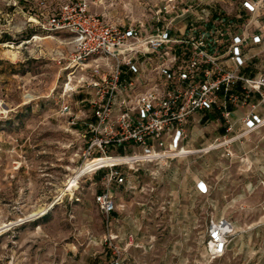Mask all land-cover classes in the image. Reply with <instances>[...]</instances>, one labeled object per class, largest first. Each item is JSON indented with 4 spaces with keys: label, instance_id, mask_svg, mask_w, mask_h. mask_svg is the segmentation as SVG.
I'll return each mask as SVG.
<instances>
[{
    "label": "rangeland",
    "instance_id": "rangeland-1",
    "mask_svg": "<svg viewBox=\"0 0 264 264\" xmlns=\"http://www.w3.org/2000/svg\"><path fill=\"white\" fill-rule=\"evenodd\" d=\"M173 1L181 8L188 2L0 0V264H264L259 168L246 171L236 163L224 173L220 164L229 159L213 150L172 161L159 180L141 171L135 189L113 183L126 206L114 213L112 225L95 200L102 174L76 177L84 142L57 115L63 83L54 59L67 52L70 34L52 30L49 20L66 3L86 2L111 22L144 23L153 31L175 17L171 11L157 15ZM190 18L175 17L172 27L188 29ZM191 129L192 148L211 142L203 143L199 132L191 141ZM255 160L264 165L263 156ZM200 178L210 181L206 195L196 189ZM221 217L235 223L236 233L227 253L212 260L207 224Z\"/></svg>",
    "mask_w": 264,
    "mask_h": 264
},
{
    "label": "built area",
    "instance_id": "built-area-1",
    "mask_svg": "<svg viewBox=\"0 0 264 264\" xmlns=\"http://www.w3.org/2000/svg\"><path fill=\"white\" fill-rule=\"evenodd\" d=\"M221 1L226 3L215 7L209 1L188 0L183 8L173 1L158 9V17L164 11L191 17L184 30H174L175 17L167 27L153 31L145 30L144 23L116 24L92 13L86 2L66 3L49 20L52 30L70 34L67 52L54 58L63 83L57 115L65 117L68 129L84 142L85 161L76 174L78 180L102 173L103 189L95 200L108 225L126 206L118 201L114 182L135 189L141 171L159 180L172 161L199 152L224 149L234 157L232 144L264 125V117L256 113L264 105V72L242 74L254 56L249 49L264 47V0ZM238 81L244 85L243 103L256 92L260 100L251 105L245 128L233 134L228 105L240 101L231 92ZM75 94L81 98L74 99ZM214 107L222 110L226 134L205 147L192 148L191 117ZM104 158L110 162L95 161ZM126 169L132 171L131 177ZM259 184L264 188V176ZM197 190L206 195L210 186L200 180ZM207 225L209 257L219 259L228 251L235 223L221 217Z\"/></svg>",
    "mask_w": 264,
    "mask_h": 264
},
{
    "label": "crops",
    "instance_id": "crops-1",
    "mask_svg": "<svg viewBox=\"0 0 264 264\" xmlns=\"http://www.w3.org/2000/svg\"><path fill=\"white\" fill-rule=\"evenodd\" d=\"M249 55H254L251 59H249L248 63L242 70V74L247 76H255L259 72H264V47L254 46L249 49ZM232 93L239 95V103H229L228 109L231 111L232 121L234 123V133L241 132L244 128V119L251 109V105L259 102L260 95L259 93H254L252 98L249 100V103L244 102V85L242 81H238L231 90ZM224 91L220 92V96H223ZM191 117L188 126H192L190 133L193 138L191 141L195 142V136L199 132L200 140L203 143L210 142L214 140L216 137H221L226 134V123L225 118L223 116L222 110L214 107L213 109L201 110L198 111ZM256 113L259 114L260 117H264V105L258 107L256 109ZM198 123H201V129L198 128ZM197 132V133H196ZM189 146H191L188 143ZM232 150L234 151V157H228L225 154V150L221 149V157L225 160L227 157L229 162H223L220 164L219 168H222L226 173V170L234 168V164L238 163L235 166L240 168L244 167L246 171L252 170L251 168H259L264 173V165H260L256 163V157H264V125L251 133L239 138L232 144ZM241 157L245 159V161H241ZM99 172L94 176L101 175ZM101 179V178H100ZM200 180L207 183L210 186V181L208 178H200ZM199 180V181H200ZM251 184V183H250ZM248 184V185H250ZM117 187H121L117 185ZM115 187V191H116ZM197 189V184H196ZM198 191V190H197ZM116 193V192H115ZM118 199V197H117Z\"/></svg>",
    "mask_w": 264,
    "mask_h": 264
},
{
    "label": "bare ground",
    "instance_id": "bare-ground-1",
    "mask_svg": "<svg viewBox=\"0 0 264 264\" xmlns=\"http://www.w3.org/2000/svg\"><path fill=\"white\" fill-rule=\"evenodd\" d=\"M36 39H41V37L37 36ZM101 160H102V161H106V162H110L109 159H105V158H104V159H101ZM95 161H96V159H95ZM96 162H97V161H96Z\"/></svg>",
    "mask_w": 264,
    "mask_h": 264
}]
</instances>
